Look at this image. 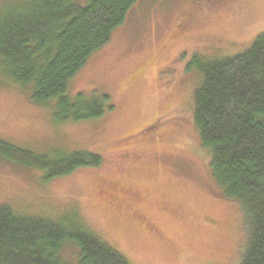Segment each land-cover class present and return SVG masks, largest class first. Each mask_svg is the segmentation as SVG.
Listing matches in <instances>:
<instances>
[{
    "label": "rangeland",
    "instance_id": "374dc122",
    "mask_svg": "<svg viewBox=\"0 0 264 264\" xmlns=\"http://www.w3.org/2000/svg\"><path fill=\"white\" fill-rule=\"evenodd\" d=\"M135 7L68 86L71 96L109 97L112 108L100 119L57 125L48 107L0 82L1 139L47 155L85 150L102 158L48 182L0 160V202L29 213L76 212L131 264H236L241 216L211 179L187 115L196 78L190 60L247 48L264 31V0ZM156 118L158 130L170 129L165 137L114 144Z\"/></svg>",
    "mask_w": 264,
    "mask_h": 264
},
{
    "label": "trees",
    "instance_id": "16d2710c",
    "mask_svg": "<svg viewBox=\"0 0 264 264\" xmlns=\"http://www.w3.org/2000/svg\"><path fill=\"white\" fill-rule=\"evenodd\" d=\"M139 1L0 0V82L27 92L34 106L48 107L57 125L100 119L112 108L109 97L71 96L68 86ZM190 65L196 77L190 124L207 152L211 179L241 216L236 264H264V31L236 54H193ZM161 123L156 118L114 144L161 139L170 133L158 130ZM0 160L34 169L48 182L98 167L102 158L85 150L47 155L0 138ZM0 264L131 263L76 212L29 213L0 202Z\"/></svg>",
    "mask_w": 264,
    "mask_h": 264
}]
</instances>
